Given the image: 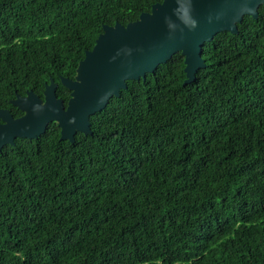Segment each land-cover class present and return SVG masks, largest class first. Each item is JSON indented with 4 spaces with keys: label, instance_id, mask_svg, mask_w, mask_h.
Wrapping results in <instances>:
<instances>
[{
    "label": "trees",
    "instance_id": "obj_1",
    "mask_svg": "<svg viewBox=\"0 0 264 264\" xmlns=\"http://www.w3.org/2000/svg\"><path fill=\"white\" fill-rule=\"evenodd\" d=\"M163 0H0V108L54 78L67 104L103 25ZM174 54L91 116L92 133L0 151V264H264V6ZM1 122V120H0Z\"/></svg>",
    "mask_w": 264,
    "mask_h": 264
},
{
    "label": "water",
    "instance_id": "obj_2",
    "mask_svg": "<svg viewBox=\"0 0 264 264\" xmlns=\"http://www.w3.org/2000/svg\"><path fill=\"white\" fill-rule=\"evenodd\" d=\"M261 5L264 0H163L126 25H103L74 78L61 77L70 90L67 104L57 96L58 83L51 78L44 97L30 90L11 100L23 112L21 116L0 108V151L19 137L41 136L51 122L60 127L61 140L74 142L78 132L91 134V116L112 97H119L128 88V80L145 79L178 52L184 56V84L194 81L198 70L206 66L203 45L219 32L237 34L243 17L257 19Z\"/></svg>",
    "mask_w": 264,
    "mask_h": 264
},
{
    "label": "flooded vegetation",
    "instance_id": "obj_3",
    "mask_svg": "<svg viewBox=\"0 0 264 264\" xmlns=\"http://www.w3.org/2000/svg\"><path fill=\"white\" fill-rule=\"evenodd\" d=\"M58 88V87H57Z\"/></svg>",
    "mask_w": 264,
    "mask_h": 264
}]
</instances>
